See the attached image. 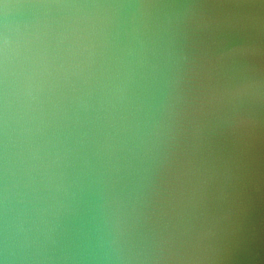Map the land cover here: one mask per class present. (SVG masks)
<instances>
[{
    "label": "water",
    "instance_id": "95a60500",
    "mask_svg": "<svg viewBox=\"0 0 264 264\" xmlns=\"http://www.w3.org/2000/svg\"><path fill=\"white\" fill-rule=\"evenodd\" d=\"M0 264H264V0H0Z\"/></svg>",
    "mask_w": 264,
    "mask_h": 264
}]
</instances>
